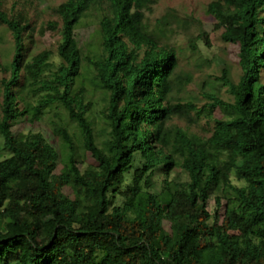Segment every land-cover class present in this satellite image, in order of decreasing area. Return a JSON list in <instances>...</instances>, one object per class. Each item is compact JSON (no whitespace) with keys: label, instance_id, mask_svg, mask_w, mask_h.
I'll return each mask as SVG.
<instances>
[{"label":"trees","instance_id":"16d2710c","mask_svg":"<svg viewBox=\"0 0 264 264\" xmlns=\"http://www.w3.org/2000/svg\"><path fill=\"white\" fill-rule=\"evenodd\" d=\"M155 3L66 0L48 25L61 34L55 63L51 50L29 55V12L0 0V26L14 41L9 67L0 65V135L12 153L0 161V264H264V0L208 4L212 29L239 47L240 77L223 70L219 86L231 100L207 94L201 107L174 96L194 78L179 72L175 47L159 43L174 17L158 21V36L149 30ZM91 10L102 13L96 59L75 36ZM86 59L106 97L101 143L86 90L76 91ZM54 104L94 165L82 169L63 122L54 134L67 161L41 133L16 135L18 123L39 121ZM202 123L203 134L194 130Z\"/></svg>","mask_w":264,"mask_h":264},{"label":"rangeland","instance_id":"374dc122","mask_svg":"<svg viewBox=\"0 0 264 264\" xmlns=\"http://www.w3.org/2000/svg\"><path fill=\"white\" fill-rule=\"evenodd\" d=\"M65 1L17 0L19 7L29 12L34 29L31 35L32 39H27V44L30 45V56L44 50H51L54 52L53 62H59L57 47L61 40V34L59 30H52L48 25L50 22L58 21L54 10ZM212 1L214 0H156L152 10L146 11V24L150 31L157 33V36L160 28L158 21L167 14L174 17L170 20L172 23L166 28V33L159 36V43L175 47L180 61L179 72H190L194 78L192 85L181 93L174 92V96L181 98L184 102H196L199 107L208 102V98L204 96L207 94L219 95L223 100H231L226 88L219 86L218 78L222 76L223 70L230 71L235 82L239 81L240 77L239 47L225 43L221 38V31L212 29L214 22L207 13L208 4ZM101 15L100 10H91L75 31L76 40L85 58L96 59L101 55V39L98 32ZM205 34L208 37V44L202 37ZM193 39L196 45L195 50L190 47V40ZM13 54L14 41L12 34L7 27L0 26V65L9 67ZM30 56L28 60L31 59ZM92 71L86 59L83 64L82 75L77 80L76 91L86 90L87 101L91 103L90 116L94 121L97 141L101 143L106 136L104 132L108 129L102 113L106 106V97L101 88L94 83ZM27 100L31 106H37L38 98L30 97ZM1 101L2 97L0 95V104ZM61 122L68 125L71 133H75L74 136L77 137L78 154L83 162L82 169L87 164L94 165L91 155L85 152L83 141L79 135L80 132L75 128V123L69 120L66 111L57 104L48 107L39 121H33L32 116L29 115L25 120L18 123L14 129L16 135L20 133H41L46 141L61 154L63 161H67L69 150L65 147L62 139L54 134V127ZM204 126V123H202L194 130L203 134L202 128ZM11 155L12 153L4 146V138L0 135V161L11 157ZM155 180H157L158 185L161 184L162 176H156ZM230 180L237 186L244 184L243 181L237 179L234 173L230 175ZM122 203L123 198L117 196L112 205L120 206ZM210 207L211 209L214 207L213 200Z\"/></svg>","mask_w":264,"mask_h":264}]
</instances>
